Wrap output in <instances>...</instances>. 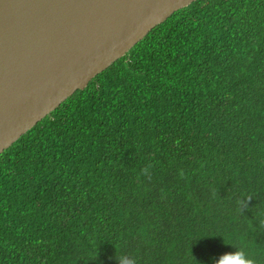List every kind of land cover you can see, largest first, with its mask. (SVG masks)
I'll return each instance as SVG.
<instances>
[{
	"label": "trees",
	"instance_id": "16d2710c",
	"mask_svg": "<svg viewBox=\"0 0 264 264\" xmlns=\"http://www.w3.org/2000/svg\"><path fill=\"white\" fill-rule=\"evenodd\" d=\"M264 264V0H194L0 153V264Z\"/></svg>",
	"mask_w": 264,
	"mask_h": 264
},
{
	"label": "water",
	"instance_id": "95a60500",
	"mask_svg": "<svg viewBox=\"0 0 264 264\" xmlns=\"http://www.w3.org/2000/svg\"><path fill=\"white\" fill-rule=\"evenodd\" d=\"M194 0H0V153Z\"/></svg>",
	"mask_w": 264,
	"mask_h": 264
},
{
	"label": "clouds",
	"instance_id": "9594fccd",
	"mask_svg": "<svg viewBox=\"0 0 264 264\" xmlns=\"http://www.w3.org/2000/svg\"><path fill=\"white\" fill-rule=\"evenodd\" d=\"M118 264H137L135 257L127 255L116 256ZM214 264H258V261L242 249H235L232 252H225L214 261Z\"/></svg>",
	"mask_w": 264,
	"mask_h": 264
}]
</instances>
